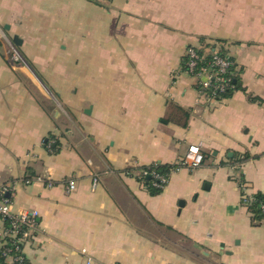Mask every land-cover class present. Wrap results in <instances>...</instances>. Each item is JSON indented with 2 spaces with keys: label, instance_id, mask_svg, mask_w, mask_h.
<instances>
[{
  "label": "crops",
  "instance_id": "crops-1",
  "mask_svg": "<svg viewBox=\"0 0 264 264\" xmlns=\"http://www.w3.org/2000/svg\"><path fill=\"white\" fill-rule=\"evenodd\" d=\"M202 42L240 70L230 99L184 71ZM194 144L203 166L158 195L124 174ZM0 185L39 215L28 264H264L243 204L264 194V0H0Z\"/></svg>",
  "mask_w": 264,
  "mask_h": 264
},
{
  "label": "built area",
  "instance_id": "built-area-1",
  "mask_svg": "<svg viewBox=\"0 0 264 264\" xmlns=\"http://www.w3.org/2000/svg\"><path fill=\"white\" fill-rule=\"evenodd\" d=\"M207 47H195L190 46L185 51L184 71L197 80L199 94L209 100L215 99V95L224 93L228 87L229 73L234 67V61L227 56L222 49H225V45L220 42L206 43ZM17 47V46H16ZM199 48L205 52L201 54ZM18 49V48H17ZM210 57V60L207 58ZM9 64L12 68H16L20 65H27L23 55L19 50L11 52ZM233 75V73H232ZM204 155L200 145H189L185 154L176 161L171 173L169 175L160 174L158 172L146 171L131 172V174L125 171V175L134 177L141 181L140 177L148 176L154 179L153 186L158 189H164L167 185L170 176L173 172L186 169L188 171H195L201 168L204 164ZM109 174H115L114 171H109ZM139 175V176H138ZM139 177V178H138ZM42 177H38L36 181H41ZM100 181V177L97 175L93 178V188H96ZM29 183V182H28ZM141 183H144L141 181ZM53 183H48L49 187H52ZM145 185V183H144ZM146 186V185H145ZM76 181H68V190L73 192L76 190ZM243 188V185H241ZM13 189L10 185H0V222L4 224L5 218L10 220V226L8 228L2 227L0 230V249L3 250V255L6 257V261L11 264H28L24 254V246L27 241L35 235L40 229L39 215L36 211H23L19 214H13L11 212V201L7 197V194ZM255 200V196L243 195V204L249 206ZM264 210V205L262 206ZM12 241L14 247H9L8 243ZM84 252V251H82ZM91 259H88V263Z\"/></svg>",
  "mask_w": 264,
  "mask_h": 264
},
{
  "label": "trees",
  "instance_id": "trees-1",
  "mask_svg": "<svg viewBox=\"0 0 264 264\" xmlns=\"http://www.w3.org/2000/svg\"><path fill=\"white\" fill-rule=\"evenodd\" d=\"M203 42H202V46H200V47H203V46H204V48L207 47V46H205L206 43H203ZM222 44H224V43L222 42ZM199 50H200L199 52L201 54H203L205 52L204 50H202L200 48H199ZM222 51L227 56H229V54H228V52L226 50L222 49ZM229 58L231 60H233L234 64H235L233 69H232V71H230V73H229V78H231V79H230V81L228 83V87H227L226 91L224 93H219V94L215 95L214 98L216 100L230 99L236 91H239V90L243 89V86H242V83H241V78L236 76L237 73L239 75V71L240 70L238 71L237 64H236L235 60L232 57H230V56H229ZM207 60H210V57H208ZM184 61H185V59H184ZM232 73H233V75H232ZM251 100L255 101L256 99L252 98ZM172 169H173V166H171V165L163 164V163H155V164H152V165H149V166H143V167H138V168H135V169H129V170H127V173L131 174V172H136V171L143 172V171H146V172H148L150 174L151 172L155 171V172H158L160 174L169 175L171 173ZM140 178H141V181H143L145 183L146 187L148 188V190L150 191V193L152 195H158V194H160L162 192V189H158V188H155L153 186L154 179L152 177L150 178L148 176H143V177H140ZM263 205H264V194L260 193V194H257L255 196V200L253 201L252 204H250L249 206H245L247 208V210L249 211V213L252 215V220H253V223L255 225H259V224H262L264 222V210L262 209ZM9 226H10V220L5 218L4 227L8 228ZM8 246L9 247H14L13 242L10 241L8 243ZM3 252L4 251L0 249V264H11V263H8L6 261V257L3 255Z\"/></svg>",
  "mask_w": 264,
  "mask_h": 264
},
{
  "label": "water",
  "instance_id": "water-1",
  "mask_svg": "<svg viewBox=\"0 0 264 264\" xmlns=\"http://www.w3.org/2000/svg\"><path fill=\"white\" fill-rule=\"evenodd\" d=\"M13 43L16 45V46H21V41L19 40L18 37H14L13 38ZM7 196H9V194H7ZM183 203H181L182 205ZM197 248L205 255V256H208L209 253L208 252H205L201 247L197 246Z\"/></svg>",
  "mask_w": 264,
  "mask_h": 264
},
{
  "label": "rangeland",
  "instance_id": "rangeland-1",
  "mask_svg": "<svg viewBox=\"0 0 264 264\" xmlns=\"http://www.w3.org/2000/svg\"><path fill=\"white\" fill-rule=\"evenodd\" d=\"M2 38H3V35H2ZM7 43H8V46H9V49H10V51L12 52V53H14V50L16 49V50H19V48L18 47H16V45H14L13 43H10L9 41H7ZM18 48V49H17ZM20 51V50H19ZM184 55H185V53H184ZM196 171V170H195ZM179 245H182L180 242H179ZM213 264V263H212Z\"/></svg>",
  "mask_w": 264,
  "mask_h": 264
}]
</instances>
